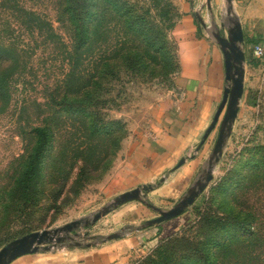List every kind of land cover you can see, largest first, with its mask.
<instances>
[{"label": "rangeland", "instance_id": "1", "mask_svg": "<svg viewBox=\"0 0 264 264\" xmlns=\"http://www.w3.org/2000/svg\"><path fill=\"white\" fill-rule=\"evenodd\" d=\"M118 1L126 3L134 17L143 18L145 24L148 22L163 33L164 51L147 55L143 37L131 33L124 21L112 13L113 0H0V189L19 178L20 168L33 146L32 128L54 116L49 96L64 85L73 92L68 98H62L71 104L68 112L55 113L53 117L54 145L45 155L40 175L33 183L31 205L25 206L24 214L11 216L10 213L0 218V249L31 232L91 218L121 193L151 184L153 190L142 197L143 201L112 209L94 225L79 227L70 236L76 233L74 242H96L99 246L108 234L124 230L123 238L145 230L136 229L158 216L147 204L170 209L200 177L207 164L225 108L200 147L202 159L197 167L184 174L179 172L184 165L172 171L175 166L158 170L162 166L154 163L139 174L124 176L129 163L128 149L142 142L143 132L152 125L154 110H174L182 99L174 85L179 64L176 42L170 37L172 25L181 13L174 0ZM185 1L190 4V0ZM202 2L194 0L193 10L199 11L205 26L191 12L198 36L209 47L201 66L208 73L215 52L223 71V55L211 35L217 29L227 36L222 0H212L215 29L211 28L207 9L199 10ZM235 4L244 35L245 74L232 133L214 167L211 183L191 207L171 219L174 227L168 230L165 227L168 221L153 226L161 231L163 228L164 237L151 252L142 256L139 264H147L160 246H168L167 264H195L197 257L189 255L192 251L188 249L193 246L202 256L213 249L218 264H264V55L260 58L253 55L255 45L261 44L264 48V0H236ZM66 6L74 7L78 14L82 12L89 21L95 20L90 42L81 53L73 48ZM135 53L141 55L140 60ZM83 80L93 84L92 99L84 97L83 92L74 94L80 90ZM209 81L208 77L204 89L210 94ZM220 81L218 100L212 102L218 104L211 111L208 126L222 100L227 84L225 75ZM82 112L90 118L85 119ZM57 116L62 119L55 120ZM102 120L122 123L123 130L116 134L114 144L88 131V122L99 126ZM194 154L197 156L196 148H191L186 158ZM86 159L97 169L76 194L71 183L76 168ZM65 177L67 188L54 202L53 188L63 184ZM228 216L253 219L252 235L237 237L227 232L220 218ZM218 240L224 242L214 245ZM69 244L67 240L36 254L57 255L87 249L69 248Z\"/></svg>", "mask_w": 264, "mask_h": 264}, {"label": "crops", "instance_id": "2", "mask_svg": "<svg viewBox=\"0 0 264 264\" xmlns=\"http://www.w3.org/2000/svg\"><path fill=\"white\" fill-rule=\"evenodd\" d=\"M174 4L181 13L170 31L171 39L176 42L179 64L174 85L182 99L174 110H154L152 125L143 132L142 142L128 149L126 158L129 163H126L124 176L139 174L154 163L162 166L158 170L176 166L181 158H186L191 148L197 149L209 124L211 111L218 104L212 102L218 100L219 82L224 78V70L220 68L221 59L214 52L210 71L206 73L205 68L203 70L202 58L209 47L197 34L191 14V0L190 4L185 0H174ZM208 77L212 84L210 94L204 89ZM200 150L196 151L197 156L187 157L189 159L179 170L180 173L186 174L201 163ZM171 221L165 226L168 230L174 227ZM163 233V228L161 231L158 226L151 227L92 248L57 255L29 254L10 264H139L142 256L151 252L158 240L164 237Z\"/></svg>", "mask_w": 264, "mask_h": 264}, {"label": "water", "instance_id": "3", "mask_svg": "<svg viewBox=\"0 0 264 264\" xmlns=\"http://www.w3.org/2000/svg\"><path fill=\"white\" fill-rule=\"evenodd\" d=\"M193 1L194 0H191L192 13L196 20L205 26L202 18L200 17L199 11L193 10ZM222 4L225 12L224 20L227 26V36L221 35L219 31L215 29L216 27L213 21L211 9L212 0H203L201 6L199 7V10L205 7L209 13V16L211 17V28L215 29L211 35L222 52L225 82L227 83L224 87L222 100L215 112L213 120L203 134L202 139L196 149V151H198L204 144L211 131L215 128L222 110L225 108L223 118L219 125L216 140L206 162L207 164L200 177L188 188L186 193L170 209L162 210L147 204L149 208L158 213V216L147 220L136 230L151 228L153 226L159 225L160 223L178 217L194 204L195 200L213 180L214 167L219 163L227 140L232 133L244 91V35L240 19L236 14L235 0H222ZM187 160L188 158H181L177 165L172 168V171L182 166ZM161 181H163V179ZM152 190L153 186L151 184H143L116 196L108 205L96 212L91 218L75 220L60 228L31 232L21 236L7 243L0 249V264H10L17 258L24 255L36 254L40 251H48L53 245H60L67 240L70 241V244L68 245L69 248H89L96 246V242H88L85 244H82L78 241L74 242V236H76V233L73 234V237L70 236V234L75 232L79 227L87 228L94 225L102 217L107 215L112 209H116L129 202L143 201L142 197ZM62 234H64V236H62ZM124 235H126L124 230L108 234L102 239L101 243L117 240Z\"/></svg>", "mask_w": 264, "mask_h": 264}, {"label": "trees", "instance_id": "4", "mask_svg": "<svg viewBox=\"0 0 264 264\" xmlns=\"http://www.w3.org/2000/svg\"><path fill=\"white\" fill-rule=\"evenodd\" d=\"M119 3L120 2L118 0H113L111 4L112 13L124 21L123 23L131 33L136 34L139 38L143 37L144 47L147 51V55H150L149 53L160 54L162 51H164L166 48V42L163 38V33L159 29L151 26L148 22L145 24V20L143 18L138 19L134 17V14H132L134 12L128 7L126 3ZM65 11L68 21L72 27V42L74 43L73 48L76 53H81L90 42L91 27L95 20L92 19L89 21V18L83 17L80 10L79 11L81 13L78 14L77 10L71 6H66ZM173 27L174 24L172 25V28ZM135 55L137 56V59L140 60L141 55L138 56L136 53ZM143 57H146L144 53L142 54V60H144ZM99 62H101L100 59ZM92 85L93 84L88 80H83L80 90H76L74 94L83 92L84 97L92 99L93 97L91 96L93 93L90 92ZM65 87H67V85H64L63 89ZM63 89L56 92L58 95H55V93L49 96V107L55 109L54 116L55 113L60 114L62 112H68L67 107L71 105L62 98H68L70 94H73V92L68 90V88H65V90ZM59 93H61V95ZM58 106L60 108L57 112H55ZM82 113L85 119L90 118L89 115L87 116L84 114V112ZM53 117L50 118L48 122H44L43 125H38L32 128V133L34 136L33 146L25 159V163L20 168L21 173L19 178L14 179L10 185H4L0 189V218L3 216L5 217V215L10 213L11 216H14L15 214H24L25 206L27 204L31 205L33 200L31 195L34 191L33 183L36 177H39L40 175L39 172L43 166L45 155L47 152L51 151L54 145L55 127L53 124ZM54 119L57 121L61 120L62 116H57V118ZM88 125L90 127L88 131L92 136H104L109 142H112V144L116 142V134L123 130V125L119 121L105 122L102 120L100 121L99 126H92L93 124L90 121L88 122ZM96 169L97 168L95 165H92L91 161L88 159L83 160L82 163L76 168V174L71 183L72 187L75 185L74 191L76 194L78 193V188L84 186L86 181L89 179L92 173L96 171ZM67 182L68 178L65 177L63 179V184H60L57 188H53L54 202H57L58 195H60V193L63 194L65 192L67 188ZM228 217L220 218L223 228L227 229V232L231 231V235H236L237 237H248L252 235L254 226L253 219L244 217L243 219L239 220V218L235 216ZM222 242L224 241L218 240V242H214V245H221ZM170 244H173V242ZM167 247L168 246H160L155 252L153 258L148 259L147 264H167V256L165 254ZM211 248H214V246ZM188 249L192 251V253L189 255H194L197 257L195 264H218L212 251L213 249H210L205 254L203 253V256L201 251L196 249L194 246L189 247ZM169 258L172 259L171 257Z\"/></svg>", "mask_w": 264, "mask_h": 264}, {"label": "built area", "instance_id": "5", "mask_svg": "<svg viewBox=\"0 0 264 264\" xmlns=\"http://www.w3.org/2000/svg\"><path fill=\"white\" fill-rule=\"evenodd\" d=\"M253 55L260 58L264 55V48L261 44H257L253 47Z\"/></svg>", "mask_w": 264, "mask_h": 264}]
</instances>
